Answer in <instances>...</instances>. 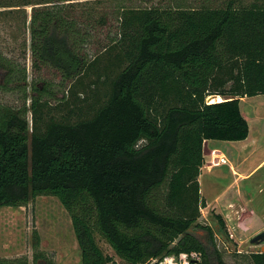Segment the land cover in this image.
Returning <instances> with one entry per match:
<instances>
[{
    "label": "trees",
    "instance_id": "trees-1",
    "mask_svg": "<svg viewBox=\"0 0 264 264\" xmlns=\"http://www.w3.org/2000/svg\"><path fill=\"white\" fill-rule=\"evenodd\" d=\"M152 2L0 6V25L21 50L11 57L0 44V91L19 103L0 101V209L58 199L82 264H147L190 252L202 264H226L215 229L199 223V178L206 141L249 137L240 102L264 95V0ZM111 22L115 32L97 38ZM93 40L105 46L90 57ZM51 70L58 84L42 78ZM212 96L223 100L210 104ZM213 217L225 236L223 218ZM39 245L32 263L0 264H55ZM250 259L264 264V253Z\"/></svg>",
    "mask_w": 264,
    "mask_h": 264
},
{
    "label": "rangeland",
    "instance_id": "rangeland-1",
    "mask_svg": "<svg viewBox=\"0 0 264 264\" xmlns=\"http://www.w3.org/2000/svg\"><path fill=\"white\" fill-rule=\"evenodd\" d=\"M22 1L24 0H0V6L16 5ZM157 1L153 0L152 3H156ZM143 6L145 7L146 5L143 4ZM28 10L30 12V8ZM115 26V23L111 22L108 29L98 31L97 38L104 40L108 32H115ZM9 36V29L6 28L5 30L0 25V44L6 46V51H8L11 57L19 58L21 53L19 45L9 40ZM103 46H105V43H99L93 40L86 46L85 53L93 57L102 51ZM27 62L29 81H32L34 73L31 69L30 50H28ZM42 78L53 81L55 84H58L60 81L53 70L43 71ZM60 88L63 90L64 86ZM55 94L57 97H62L63 95L59 90ZM210 98H208V102ZM0 101L19 105L14 95L2 91H0ZM240 107L243 116L249 121L250 143L253 141L255 145L232 146V149L236 150L239 148L240 154L242 153L243 156L244 154H248V152L253 153L254 159L248 160L247 165H256L264 159V95L248 98L240 104ZM209 146L211 147V145ZM209 146L206 147V153L212 150V147L210 149ZM207 154L206 157L208 156ZM262 167L259 172V177L263 178L264 168ZM230 178L229 174L228 179L230 180ZM213 181H215V178H211L209 175L206 176L205 170L201 171L199 179L201 193L209 201L214 200L212 196L214 192L212 191L214 190V186L212 185ZM256 197L263 201L264 186L258 189ZM245 198L248 200V196ZM258 201V199L255 200V202ZM212 215H216L215 210L211 208L202 209L199 223L209 225L215 229L218 234L215 235L217 249L222 254L223 260L227 264H252L250 259L251 253L262 251L264 249V243L257 246L252 245V237H249L250 234L246 235L248 239H228L224 234L221 235L219 233L218 222ZM226 233L229 234V231L227 230ZM197 235L205 240V232L197 231ZM37 239L39 240L40 250L52 258L55 264H82L81 252L74 234L72 219L58 199L42 196L38 197L26 207L0 209V258L15 259L27 257L30 263H32L34 244ZM96 240L106 255L112 256L118 263L122 262L100 236H96Z\"/></svg>",
    "mask_w": 264,
    "mask_h": 264
},
{
    "label": "crops",
    "instance_id": "crops-1",
    "mask_svg": "<svg viewBox=\"0 0 264 264\" xmlns=\"http://www.w3.org/2000/svg\"><path fill=\"white\" fill-rule=\"evenodd\" d=\"M247 99V97L242 98L240 104ZM250 140L249 134V137L241 142L206 141L204 144L206 162L202 171H206V176L215 178L212 182L214 200L209 201L201 193L207 206L205 209L211 208L215 210V214L223 218L225 231H229L225 236L230 239V235H233V240L248 239L246 236L248 234L253 239L264 232V199L261 201L256 197L258 189L264 186V177H259L261 167L264 168V159L256 165H247L248 160L254 159V154L248 152L243 156L239 148L232 149V146L255 145L253 141L250 143ZM209 145L212 150L207 154L206 147ZM215 156L216 160H214ZM222 158H225L224 163L219 160ZM256 199L259 201L255 202Z\"/></svg>",
    "mask_w": 264,
    "mask_h": 264
},
{
    "label": "built area",
    "instance_id": "built-area-1",
    "mask_svg": "<svg viewBox=\"0 0 264 264\" xmlns=\"http://www.w3.org/2000/svg\"><path fill=\"white\" fill-rule=\"evenodd\" d=\"M216 156L214 160H216ZM225 158L219 159L223 163ZM233 239V235H230ZM147 264H202V254L200 252L181 253L179 255H167L161 259H154Z\"/></svg>",
    "mask_w": 264,
    "mask_h": 264
},
{
    "label": "water",
    "instance_id": "water-1",
    "mask_svg": "<svg viewBox=\"0 0 264 264\" xmlns=\"http://www.w3.org/2000/svg\"><path fill=\"white\" fill-rule=\"evenodd\" d=\"M213 98H216L215 96H212ZM264 243V232L260 233L259 235H257L256 237H254L252 240H251V244L252 245H260ZM262 252L264 253V249L262 250Z\"/></svg>",
    "mask_w": 264,
    "mask_h": 264
},
{
    "label": "bare ground",
    "instance_id": "bare-ground-1",
    "mask_svg": "<svg viewBox=\"0 0 264 264\" xmlns=\"http://www.w3.org/2000/svg\"><path fill=\"white\" fill-rule=\"evenodd\" d=\"M222 100H223V98H222ZM222 100L219 99L218 97H216V98H210L209 103L210 104L217 103V102H221Z\"/></svg>",
    "mask_w": 264,
    "mask_h": 264
}]
</instances>
